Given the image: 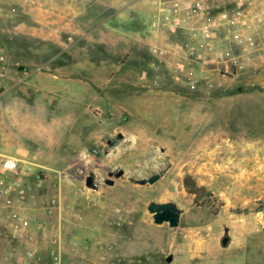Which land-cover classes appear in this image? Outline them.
I'll use <instances>...</instances> for the list:
<instances>
[{
  "label": "rangeland",
  "instance_id": "obj_1",
  "mask_svg": "<svg viewBox=\"0 0 264 264\" xmlns=\"http://www.w3.org/2000/svg\"><path fill=\"white\" fill-rule=\"evenodd\" d=\"M111 1L55 5L87 11L64 19L57 34L64 62L99 73L90 88L54 91L52 99L33 86L5 92L1 84L0 153L21 161L9 181L26 187L12 205L41 225L33 231L40 248L60 233L67 264H166L168 255L169 264H264V24L254 29L252 49L232 50L220 33L224 62L210 68L221 88L191 85L185 68L179 81L164 67L141 79L154 4ZM35 5L0 0V41L14 70L56 53L15 29L37 25ZM119 170L122 177H109ZM155 174L154 184H138ZM91 175L96 190L85 185ZM150 202L175 203L178 225L154 224ZM43 253L39 261L51 264L50 249Z\"/></svg>",
  "mask_w": 264,
  "mask_h": 264
},
{
  "label": "built area",
  "instance_id": "obj_2",
  "mask_svg": "<svg viewBox=\"0 0 264 264\" xmlns=\"http://www.w3.org/2000/svg\"><path fill=\"white\" fill-rule=\"evenodd\" d=\"M262 24L264 0H154L150 19L152 41L148 46L150 60L140 70L139 77L146 79L150 71L157 73L164 67L167 70L165 76L179 81L185 68L191 85L221 88L222 82L212 79L213 69L210 68L215 62H224L220 33H225L223 42L230 49H252L255 46L254 29ZM162 31L176 39L160 40L157 32ZM258 38L264 40V34ZM0 64H5L1 48ZM234 67L226 73H234ZM20 162L14 156L0 153V253L3 252L0 264H10L13 258L16 264L30 261L37 264L40 260L32 245L35 243L34 232L40 230L41 225H32L11 203L14 192L20 198L25 194L26 187L9 181L11 175L18 173ZM55 239V247L50 249L51 264H66L59 232Z\"/></svg>",
  "mask_w": 264,
  "mask_h": 264
},
{
  "label": "crops",
  "instance_id": "obj_3",
  "mask_svg": "<svg viewBox=\"0 0 264 264\" xmlns=\"http://www.w3.org/2000/svg\"><path fill=\"white\" fill-rule=\"evenodd\" d=\"M60 1L62 2V0H36V5L33 8L34 18L36 19L37 25L24 26V23H19L15 26V29L18 31L35 35V38H31L35 42L46 47L51 46L53 48L51 50L56 51L55 54H51L47 56V58L43 57V55L37 56L35 61H29V63L25 65H19L14 70L12 64L10 63L9 55L7 54L6 46L8 45V42L0 41V48L3 51V55L5 57V64H0V87L1 84L7 85L8 88L5 90V92L15 87L24 90L33 86L35 92L39 93V95H45L53 99V94L58 90H62L65 93L70 87L90 88V78L92 76L96 77L99 74L93 71L91 68L76 70V66L73 62L71 64L64 62L65 60L63 58L66 56L65 54L67 52V46L66 43L58 37L57 31L60 30V28H63L61 23L64 21V19L72 20L81 14H86L87 11L82 8L79 10H73L70 5L68 9L63 8V11H60L57 7H55L56 3H61ZM145 1L150 6L148 10H151L150 4H154V0ZM110 3L115 4L116 6L117 0H112ZM60 5L58 7H60ZM124 11L125 10H122L121 7V9L117 11V15H120ZM64 12H66L67 16ZM86 19L87 18H84V20ZM69 24L70 23H68V25ZM66 58V61L70 60V57L67 56ZM72 58L71 60H73ZM84 78H87L88 80ZM39 101L40 100H38L37 103ZM17 106H15V108L20 109L22 105H20V107ZM10 107L12 106L3 107V111L6 112L8 108L10 109ZM0 130L3 131L5 135V131L1 128ZM55 238L56 233L52 235L50 245L47 242L46 246L41 245L40 248L37 240L33 246H35V250H37L38 254L43 255V252L46 253L48 249L55 247ZM37 264L45 263L39 261Z\"/></svg>",
  "mask_w": 264,
  "mask_h": 264
},
{
  "label": "water",
  "instance_id": "obj_4",
  "mask_svg": "<svg viewBox=\"0 0 264 264\" xmlns=\"http://www.w3.org/2000/svg\"><path fill=\"white\" fill-rule=\"evenodd\" d=\"M118 138H122V135L119 134ZM124 172L122 170H119L115 173V179H118L122 177ZM110 177V175H109ZM160 178V175L155 174L149 177L146 180H141L138 182L139 185H145V184H154L156 181H158ZM105 184L112 186L114 184V181L112 179H106L104 181ZM85 185L88 188H91L93 190H96L97 186L94 183L93 176H88L85 178ZM147 211L152 215L153 223L160 225L163 223H167L170 228H174L178 225L181 210L176 206L173 202H164V203H157V202H150L147 206ZM228 244V237H224L221 241V245L225 247ZM173 260L172 255H168V257L165 258V263L169 264Z\"/></svg>",
  "mask_w": 264,
  "mask_h": 264
},
{
  "label": "bare ground",
  "instance_id": "obj_5",
  "mask_svg": "<svg viewBox=\"0 0 264 264\" xmlns=\"http://www.w3.org/2000/svg\"><path fill=\"white\" fill-rule=\"evenodd\" d=\"M188 240H189V242H192V245H193V243L195 244V242H194V240H193L192 237H188ZM195 252H196V251H195Z\"/></svg>",
  "mask_w": 264,
  "mask_h": 264
},
{
  "label": "flooded vegetation",
  "instance_id": "obj_6",
  "mask_svg": "<svg viewBox=\"0 0 264 264\" xmlns=\"http://www.w3.org/2000/svg\"><path fill=\"white\" fill-rule=\"evenodd\" d=\"M115 176V173H110V177H113ZM94 178V177H93Z\"/></svg>",
  "mask_w": 264,
  "mask_h": 264
}]
</instances>
